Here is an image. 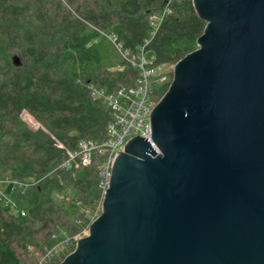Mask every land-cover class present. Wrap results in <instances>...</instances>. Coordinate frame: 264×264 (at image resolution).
I'll use <instances>...</instances> for the list:
<instances>
[{
  "label": "water",
  "instance_id": "1",
  "mask_svg": "<svg viewBox=\"0 0 264 264\" xmlns=\"http://www.w3.org/2000/svg\"><path fill=\"white\" fill-rule=\"evenodd\" d=\"M191 1L196 48L58 264H264V0Z\"/></svg>",
  "mask_w": 264,
  "mask_h": 264
},
{
  "label": "trees",
  "instance_id": "2",
  "mask_svg": "<svg viewBox=\"0 0 264 264\" xmlns=\"http://www.w3.org/2000/svg\"><path fill=\"white\" fill-rule=\"evenodd\" d=\"M166 1L0 0V177L32 181L11 192L17 208L0 204V264H25L13 242L43 250L59 227L74 231L81 208L99 194L95 164L51 170L64 154L59 141L73 148L82 137L105 133L109 110L89 97L87 83L111 89L136 72L106 33L130 50L149 38L156 63L194 48L205 20L191 0H169L170 12L151 35L149 14ZM21 110L42 128L27 127ZM68 194L74 199L66 200Z\"/></svg>",
  "mask_w": 264,
  "mask_h": 264
},
{
  "label": "built area",
  "instance_id": "3",
  "mask_svg": "<svg viewBox=\"0 0 264 264\" xmlns=\"http://www.w3.org/2000/svg\"><path fill=\"white\" fill-rule=\"evenodd\" d=\"M166 2L159 11L149 14L152 25L151 35L154 34L165 14L170 12L169 0ZM106 35L120 52V56L134 67L136 72L130 82L120 83L111 89L95 82L87 83L89 97L100 100L109 110L110 116L106 121L105 133L95 138L82 137L73 148H68L59 141L58 146L62 147L64 154L51 170L56 171L60 168L65 171H74L90 163L95 164L98 177L97 188L100 190L97 204L81 208L82 217L78 219L80 227L72 233L62 227L57 229L58 232H52L53 241L46 245L44 252L38 257L37 264H57L56 261L59 262L60 256L65 254V251L73 249L76 240L86 236L90 222L100 213L104 189L108 187L110 181L113 159L123 150L126 141L135 134L143 135L145 138L150 137L151 107L160 98L158 94L160 87L168 86L172 79V66L175 62L156 63L154 56L152 59L144 56L148 50L146 44L149 38L144 39V43L136 49L130 50L122 46L114 32L106 33ZM31 182L18 178L12 179L9 176L0 177V204L3 207L17 208V200L11 192L17 186L29 187ZM75 201L80 203L79 199ZM21 212L24 210L21 209Z\"/></svg>",
  "mask_w": 264,
  "mask_h": 264
},
{
  "label": "rangeland",
  "instance_id": "4",
  "mask_svg": "<svg viewBox=\"0 0 264 264\" xmlns=\"http://www.w3.org/2000/svg\"><path fill=\"white\" fill-rule=\"evenodd\" d=\"M66 5V4H65ZM196 46H197V44H196V42H195V45H194V48L193 49H195L196 48ZM152 51L151 50H146V52H145V54H144V56H146L148 59H152L153 58V55H152V53H151ZM13 53V51L11 52V57L10 58H12V56L15 54H12ZM113 55H114V52H113ZM115 56V55H114ZM16 59L17 60H15L16 62H19L18 61V56L16 57ZM14 60V59H13ZM11 61H12V59H11ZM172 62H175V61H171V62H164V63H167V64H169V63H172ZM123 64L121 65H119L118 67H110V69L109 70H119V69H121V68H123ZM20 114V116H21V118L23 119V122H24V124H26V126L27 127H31V128H42V125H40V121H38L37 120V118L33 115V114H31V113H29V112H27V111H25V110H21V112L19 113ZM31 115V117H33V119L35 120V122L33 123L32 121H30L29 119H27L26 118V116L25 115ZM99 190V189H98ZM60 196H63V194L62 193H58ZM99 194H100V190H99ZM99 194H97V196H94L93 197V200H91L88 204V206H95L97 203H96V201H97V199H98V196H99ZM65 196V198H66V200H71V199H74L73 197H72V194L70 195V194H68L67 196L66 195H64ZM72 197V198H71ZM79 225H80V223H79ZM78 225V227H80ZM77 228V227H76ZM67 232H72V231H70V230H68V228H64ZM13 245L15 246V248H16V251H17V253H18V255H19V257H22L23 259H24V262H25V264H37V262H38V257L40 256V255H42V253L44 252V249L43 250H41L39 247H36V246H32L31 244H28L27 245V248L26 249H24L23 247H21V246H16L17 244H14V242H13ZM66 250V249H65ZM72 249H69V251L67 250V251H65L64 253L66 254V253H69L70 251H71ZM64 255V254H63ZM62 255V256H63ZM62 256H60V259H61V257ZM56 259V258H55ZM56 261V260H55ZM57 262V264L60 262V260H59V262H58V260L56 261Z\"/></svg>",
  "mask_w": 264,
  "mask_h": 264
}]
</instances>
